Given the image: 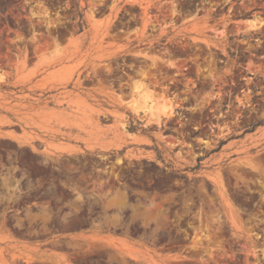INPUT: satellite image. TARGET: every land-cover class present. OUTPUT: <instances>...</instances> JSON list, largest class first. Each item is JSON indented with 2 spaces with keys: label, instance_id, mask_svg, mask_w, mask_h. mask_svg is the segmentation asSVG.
Segmentation results:
<instances>
[{
  "label": "rangeland",
  "instance_id": "rangeland-1",
  "mask_svg": "<svg viewBox=\"0 0 264 264\" xmlns=\"http://www.w3.org/2000/svg\"><path fill=\"white\" fill-rule=\"evenodd\" d=\"M0 264H264V0H0Z\"/></svg>",
  "mask_w": 264,
  "mask_h": 264
},
{
  "label": "bare ground",
  "instance_id": "bare-ground-1",
  "mask_svg": "<svg viewBox=\"0 0 264 264\" xmlns=\"http://www.w3.org/2000/svg\"><path fill=\"white\" fill-rule=\"evenodd\" d=\"M259 24H262V21L260 23H257L254 20H248L247 21V25H248L247 27L250 30L251 29L253 30V29L259 28V26H260ZM137 89H138V91L140 93V96H139L140 97V100L135 102V104H134V108L135 109L134 110H136L137 112L143 111L145 113H148V115L150 116L151 121H153L155 123H160L161 122L162 111L164 110V108L166 106V104L163 102L165 100L163 98L162 99H158L156 97L154 91L151 90V89H149L143 83H141L137 87ZM137 99H139V98H137ZM171 107H172V105L169 104L168 105V108L170 109Z\"/></svg>",
  "mask_w": 264,
  "mask_h": 264
}]
</instances>
